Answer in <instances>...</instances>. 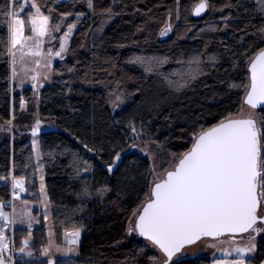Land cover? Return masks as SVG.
<instances>
[{
    "label": "trees",
    "instance_id": "16d2710c",
    "mask_svg": "<svg viewBox=\"0 0 264 264\" xmlns=\"http://www.w3.org/2000/svg\"><path fill=\"white\" fill-rule=\"evenodd\" d=\"M114 1L93 0V3L113 10ZM5 2L0 0V5ZM36 2L46 15L48 8L53 9L51 16L55 23L61 13L72 12L73 15L67 16L68 23H75V13L85 12L77 23L79 29L69 57L55 65L53 82L43 90L40 98L41 118L51 121L58 129L41 137L54 238L63 245L64 233L82 225V239L73 264H148L145 256H136L146 241L130 238L127 234L129 217L144 203L149 190L151 169L148 158L135 154L127 146L128 137L132 135L129 121H134L137 129L141 122L144 123L149 133L141 137L144 141L179 154L191 147V134L201 126L212 127L229 114L236 117L241 112L243 90L229 89L228 85L246 82L247 58L264 49V36L259 31L264 27V14L258 11V0H231L234 7L225 6L229 0H208L217 10L209 7L203 16H195L192 9L201 0H179L181 14L177 20L175 11L169 15V10L175 8V0H116L117 8L113 11L116 15L97 47L93 44L92 32L105 17H90L86 4H73V0ZM25 8L27 13L29 8ZM226 16L229 17L227 21L223 19ZM165 23L172 25V31L168 38L162 39L159 31ZM26 24L29 27L27 20ZM213 27L216 31L210 30ZM9 35L0 17V117L7 121L13 109L11 68L4 47ZM205 51L215 54L218 63L207 67L205 75L180 92L171 91L161 76L146 74L139 65L126 63L133 54L168 56L169 62L159 69L168 73L179 68L178 58L187 59L193 53ZM105 58H115L116 66L111 75L103 70L111 67L110 63L103 62ZM66 70L68 75L64 79ZM116 80H119L118 89L132 101L120 111L111 109L107 96L117 89L116 84L101 83ZM24 96L28 102H33L31 90H26ZM15 98L19 104L22 96L17 93ZM16 109L18 111V106ZM84 144L92 151L84 148ZM62 152L65 154L61 155ZM117 152L121 159L108 172L107 167L113 164ZM73 154L90 166L88 171L81 167L79 176L74 166L69 165ZM14 164L15 175L24 177L28 193H38V172L31 175L35 165L33 146L18 131L13 145L8 142L0 148V176L9 178ZM85 184L93 194L78 198ZM98 188L107 191L99 196L95 194ZM11 197L10 187L0 181V199L7 202ZM33 202L39 203L37 199ZM34 214L39 216L38 211ZM49 223L42 214L39 226L31 231L29 242L36 257L24 258L16 264H45L48 259L43 260L41 248L47 246ZM28 231L27 228L16 229L17 248L27 238ZM209 262L208 259H190L184 264ZM255 262H264V239Z\"/></svg>",
    "mask_w": 264,
    "mask_h": 264
},
{
    "label": "snow or ice",
    "instance_id": "6c2138e0",
    "mask_svg": "<svg viewBox=\"0 0 264 264\" xmlns=\"http://www.w3.org/2000/svg\"><path fill=\"white\" fill-rule=\"evenodd\" d=\"M55 2L66 3L67 0H55ZM76 3H85L90 17L97 15L105 17L92 32L93 44L99 47L97 43L100 39L99 34L103 33L105 24L116 13L111 7L94 5L93 0H73V4ZM258 5V11L264 14V0H258ZM225 6L234 7L231 0ZM25 7H28L29 11L25 13V18H21L20 14L25 12ZM209 7L217 10L215 5H209L208 0H201L194 6L192 13L200 16ZM173 11L178 20L181 14L179 0H175V8L169 10V15ZM52 12L53 9L48 8V14H44L36 0H6L3 5H0V17L7 25L10 34L4 47L9 57L12 80H15L18 75L15 67L17 63L25 72L35 71L24 66L25 57L38 58L33 60L36 68L40 67L41 61L44 62L45 67H51L52 59L65 58L64 54L69 51L68 42L71 34L76 24L85 16V12L75 13L76 22L68 23L66 31L59 37L55 34L61 31L64 19L73 13H61L57 17L58 22L50 24ZM223 19L227 21L229 17L226 16ZM26 20L30 24V35L27 37L24 35ZM210 30L216 31L214 27ZM171 31L172 25L165 23L159 31V36L165 37ZM259 31L264 36V27H261ZM45 37H48L50 45L46 53L43 47ZM57 39H59L58 50L53 52L52 47L56 45L52 42ZM241 54L245 55V53ZM103 62L111 64V67L103 69L111 75L116 66L115 58H105ZM168 62V56L159 55L133 54L126 60L128 64L139 65L146 74L155 73L161 76L171 91L180 92L190 87L200 76L205 75L207 67L215 66L218 63V57L215 54H206V51L196 52L187 59L178 58L176 62L179 68L168 73L160 72L159 69ZM247 71L246 82H233L228 85L229 89L243 90L240 101L241 112L238 116L233 118L229 114L212 127L205 129L201 126L198 131H194L191 134V147L182 153L172 154L173 162L168 168L162 170V175L158 174L155 166L149 170L151 177L149 190L145 193L144 203L131 213L127 228L128 235L135 233L146 241L144 246L138 249L136 256H145L148 264H184L182 250L203 237L219 238L225 235L232 237L229 243L234 246L224 249L222 255L225 258L214 259L213 264H246V254L255 251V236L250 237L249 242L244 246L237 244L234 237L237 234L248 233L250 230L256 234L264 231L254 227L258 219L264 220V217L257 215L258 209L264 204V109H262L264 106V49L259 50L254 57L247 58ZM30 79L35 87L39 73L32 75ZM23 82L21 80V84ZM101 83H115L116 88H119V80L101 81ZM115 91L114 89L112 93H109V96H112ZM122 96L123 93H119L115 101H109L114 109L117 107L116 101H122ZM244 104L249 107L247 114L242 111ZM20 107H24L23 101ZM257 109L262 110L257 112ZM41 123L40 119L35 120L31 129L33 138L39 134ZM8 124L11 125V121H8ZM128 126L132 133L128 137L130 143L126 141L128 148L133 151L139 149L143 153L149 143L147 140L141 142L142 136L149 135L144 123L141 122L140 128L137 129L134 121L130 120ZM2 130H4L3 126L0 125V131ZM8 131H11V127ZM32 145L36 147V139L32 140ZM83 147L89 152L92 151L87 144ZM157 147L159 148V145ZM146 154L155 159L152 153ZM35 155L37 162L33 166L31 175L35 176L39 172V188L38 193L34 191L32 195L39 201V210L43 212V217L47 221L50 215V202L45 191L39 150ZM48 155L52 156V153ZM31 159L29 157V161ZM120 159V153L117 152L113 164L107 167V171L111 172L115 162ZM69 165L74 166L73 170L77 176L81 167L84 171L90 169L87 161H83L75 154L69 161ZM28 166L25 165V167ZM7 180L8 177L0 176V181ZM10 183L12 200L4 202L0 199V264H15L11 247L14 245V240L5 235V229H11L13 225L20 224L25 225L29 230L27 238L21 241L18 249L19 253L23 254L20 257L23 262L25 256L29 258L34 256L30 250L29 242L32 236L30 230L35 223H39L32 214V202L21 199L20 194L28 191L24 177L12 176ZM106 191V188H98L95 194L103 196ZM92 194L85 184L78 198H88ZM14 201H19L21 206L17 208ZM6 207L11 208L10 213L4 211ZM132 217H135V223ZM81 231L82 225L74 227L73 231L65 232V242L60 245L52 239L53 234L49 226L47 246L41 248V254L49 257L45 264H56V261L52 259V253H60L63 257H74L78 254L77 246ZM211 246L215 247V245ZM149 252L152 254H148ZM5 253L9 255L6 256ZM233 253L236 258L227 259ZM62 264H73V260L65 259ZM247 264L251 262L248 261Z\"/></svg>",
    "mask_w": 264,
    "mask_h": 264
},
{
    "label": "rangeland",
    "instance_id": "374dc122",
    "mask_svg": "<svg viewBox=\"0 0 264 264\" xmlns=\"http://www.w3.org/2000/svg\"><path fill=\"white\" fill-rule=\"evenodd\" d=\"M114 4L115 5L118 4L116 2V0L114 1ZM115 5L113 7V11H115L116 8H117V7L115 8ZM25 13H26V8H25V12L20 14L21 18H24ZM68 20H69L68 17H66V19H64L63 25L61 27V31L59 33L55 34L57 37L62 35V33L64 31H66V24L68 23ZM110 21H112V18L105 24L104 29H103V33L109 27ZM52 23H55V22L53 20V17L50 16V24H52ZM78 29H79V26L76 24V28L73 30V33L71 34V37H70L69 42H68L69 51L66 54H64L65 58L63 60H60L59 57H56V58L52 59L51 67H45L44 66V62L41 61L40 67L36 68L35 64L33 63V60L34 59H38V58H33V57H25L24 66L27 67L30 70L31 69H35V71L25 72L22 69V67H21V65L19 63L16 64L15 67H16L18 75L16 76L15 80H12L10 78L12 107H13V109L11 110V119L8 120V121H11V125L8 124L7 120H4L3 118L0 117V125H2L3 129H4V130L0 131V148L3 145L7 144L8 142H10L13 145V143L16 142V132L17 131L19 133L25 135L27 137V139L31 143H32L33 139L37 140L36 147L35 148L33 147V156H34V161L36 163L37 161H36V155L35 154H36V151L39 150V152L41 154V158H40L39 162L43 165L44 184H45V176L46 175H45V165H44V161H43V157H42V150H41V137L39 135H37L35 138H33L32 135H31V129L34 126L35 120L37 118L40 119L41 122H42L41 123V130L54 127V123H52L51 121H48V120H44L40 116V109H39L40 108V98H41L43 90L46 87L50 86L52 84V82H53L55 65L58 62L65 61L69 57L71 46H72V42H73L74 36H75L76 32L78 31ZM103 33L99 34L100 38L102 37L101 35ZM24 35H25V37L30 35V25H29V27H27V24H25ZM90 37H91V35H90ZM161 38L162 39L168 38V35L165 36V37H161ZM44 39H45V44L43 45V47H44L45 53H46L47 49H48V47L50 45L48 43V37H45ZM52 44L56 45V46L52 47V51L55 52L56 50H58L57 46L59 44V39L53 41ZM37 72L39 73V79L37 81L36 86L33 87V82L31 81L30 77L32 75L36 74ZM46 74H47V79H45V75ZM67 75H68V72L66 70L64 72V79L67 77ZM21 80L24 81L23 84H21ZM40 85H43V86L41 87ZM26 90H31L32 91V96H33V102L32 103L28 102V100L24 96V92ZM115 90L116 91H115V93L112 96H109V93L107 94L108 102L110 100L115 101L116 100V95H118L119 93H123L119 89H115ZM112 92L113 91H111V93ZM17 93H19L22 96V99H21L19 104H16L15 95ZM22 101L24 103V107L23 108L20 107ZM131 102H132L131 99L128 98L123 93L122 101H116L117 107L115 109L112 107V104L110 102H109V105H110L111 109H113L115 111H120V110H123L126 107H128L131 104ZM17 106H18V111L16 109ZM242 111H243L244 114H247L248 111H249V107H247L245 105L243 107ZM236 117H234V118H236ZM9 127H11V131H8ZM143 141L144 140L141 139V142H143ZM131 151L134 152L135 154H138V155L142 156V157L148 158L150 160V163H151V168L153 166H155L156 169H157L158 174H160V175L163 174L162 170L165 169V168H168L171 165V163L173 162L171 157H172V154H174V153L169 152V151L163 149L160 146L158 148L157 144H155L153 142H149L148 143V146H147V148H145L143 153L139 149H136L135 151H133V150H131ZM146 153H152L154 155L155 159H153L152 156H149ZM15 171H16V166L14 164L12 166L11 175L8 178L9 181L11 180L12 176H16L15 175ZM38 178H39V172H38ZM150 180H151V177H150ZM9 187L11 189V183L9 184ZM25 187H26V182H25ZM45 191H46V194H47L46 184H45ZM20 195H21V199H28V200H30L32 202V205H33L32 214H33V216H35L39 220V223H40V216L43 214V212L39 210L40 209L39 203L35 204V202H33V200H35L36 198H34V196L32 194L30 195L28 193V191H26L25 193H21ZM47 197H48V194H47ZM14 202L16 203L17 208H19L21 206L19 201H14ZM4 211L10 213L11 212V208L10 207H6L4 209ZM34 211L35 212L38 211L39 216H38V214H34ZM51 214H52V209H51V206H50V215H49L48 220L51 219ZM263 214H264V206H262V208L260 210V215H263ZM132 220H133V223H135V217H133ZM39 223H35L30 231H32L36 227H38ZM50 223H49V226H50ZM259 227L261 228L262 225H260ZM21 228H27V227L25 225L16 224V225H13L11 229H8V228L5 229V235L7 237L12 238L14 240V245L11 246V247H12V249H14L16 251L19 248H17L15 246L14 233H15L16 229H20L21 230ZM52 228H53V226L51 227L52 234H53V229ZM251 234H253V233H251ZM253 236H255L256 249H255L254 252L246 254V256H245L246 264H247L248 261H250L251 264H257L255 261H256V259L258 257V251H259L260 242L264 239V231H262L258 235H253ZM129 237L133 238V239L136 238L135 233H133L132 235H129ZM52 239L55 240L54 239V235H52ZM230 239H232V237H228V236L227 237H222V238H219V239H205V240H202L199 243H197L195 245H192L191 247L185 249L184 252L187 253L186 256H188V257L193 256L194 259H208V260H210V262L207 263V264H213V260L214 259H224L225 258L222 255V252H223L224 249H230L231 247L234 246V245L229 243ZM234 239L236 240L237 244H239L240 246H244V245H246L249 242L250 238L249 237H234ZM211 245H215V247H212ZM218 249H219V251H218ZM31 251L34 253V256L36 257L35 252L33 250H31ZM56 254L58 255V253H56ZM5 255L6 256L9 255V253H5ZM22 255L23 254L19 253V251H18V257L16 259L18 261L21 260L20 257ZM24 258H28V257L25 256ZM42 258H43V260L49 259V257H44L43 255H42ZM235 258H236L235 253H233V255L231 257H227V259H235ZM161 259H162V257H161ZM17 260L15 261V263L17 262ZM262 264H264V262Z\"/></svg>",
    "mask_w": 264,
    "mask_h": 264
},
{
    "label": "flooded vegetation",
    "instance_id": "af4514ba",
    "mask_svg": "<svg viewBox=\"0 0 264 264\" xmlns=\"http://www.w3.org/2000/svg\"><path fill=\"white\" fill-rule=\"evenodd\" d=\"M262 206H264L263 204H262ZM262 206L259 208V210H258V213H257V215H258V217H264V214L263 215H260V210H261V208H262ZM260 225H262V227L260 228L259 226ZM255 228H258V229H264V220H260V219H258V222H257V224L254 226ZM262 231H260L259 233H261ZM251 233H253V234H251ZM253 235H258V234H256L255 232H253V231H249L248 233H244V234H238V235H236L235 237H252ZM135 236H136V238H140L137 234H135ZM225 237H227V236H225ZM228 237H230L229 235H228ZM141 239V238H140ZM205 239H210V238H202V239H200L199 241H197L196 243H194L193 245H195V244H197V243H199L200 241H202V240H205ZM247 239V238H246ZM142 240H144V239H142ZM192 245H189V246H186L183 250H182V252H183V254H184V262L185 261H187V260H190V259H194V257L193 256H191V257H188V256H186L187 255V253L186 252H184L185 251V249H187V248H189V247H191Z\"/></svg>",
    "mask_w": 264,
    "mask_h": 264
},
{
    "label": "water",
    "instance_id": "95a60500",
    "mask_svg": "<svg viewBox=\"0 0 264 264\" xmlns=\"http://www.w3.org/2000/svg\"><path fill=\"white\" fill-rule=\"evenodd\" d=\"M207 11V10H206ZM206 11L204 12V13H202L200 16H203L205 13H206ZM247 107H248V105L247 104H245ZM262 109H264V106H262ZM262 109H257V110H262ZM52 131H54V132H57L58 131V129L57 128H55V127H52V128H47V129H42V130H40V132H39V136L40 137H42L44 134H46V133H49V132H52ZM259 210V209H258ZM244 234V233H243ZM238 235V234H237ZM225 236H228V235H225ZM225 236H222V237H225ZM222 237H219V238H222ZM141 239H144V238H142V237H140ZM203 238H210V239H219V238H212V237H203ZM202 239V238H201ZM199 241V240H198ZM196 243V242H195Z\"/></svg>",
    "mask_w": 264,
    "mask_h": 264
},
{
    "label": "crops",
    "instance_id": "0c3cea01",
    "mask_svg": "<svg viewBox=\"0 0 264 264\" xmlns=\"http://www.w3.org/2000/svg\"><path fill=\"white\" fill-rule=\"evenodd\" d=\"M50 222H51V219H49ZM50 226L52 227V224L50 223ZM53 229V228H52ZM55 239V238H54ZM81 239H82V235L80 236V240H79V244L77 246V252H78V247L81 243ZM56 242V240H54ZM52 258L55 260V261H59V260H65V259H75L77 257L78 254H75L74 256L75 257H63L62 254L58 253V255L56 253H52ZM18 261V260H17ZM16 264V263H15Z\"/></svg>",
    "mask_w": 264,
    "mask_h": 264
},
{
    "label": "built area",
    "instance_id": "2783aa9c",
    "mask_svg": "<svg viewBox=\"0 0 264 264\" xmlns=\"http://www.w3.org/2000/svg\"><path fill=\"white\" fill-rule=\"evenodd\" d=\"M9 180H7V181H2V183L4 184V185H8L9 186V184H10V181L8 182ZM11 200H12V198H11ZM12 252L14 253V256H13V259L16 261L17 259V257H18V250L16 251V250H14V249H12Z\"/></svg>",
    "mask_w": 264,
    "mask_h": 264
}]
</instances>
